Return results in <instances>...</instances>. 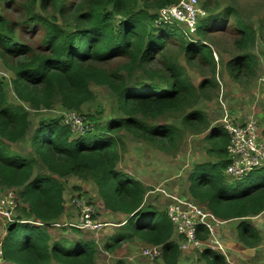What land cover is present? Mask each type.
Returning a JSON list of instances; mask_svg holds the SVG:
<instances>
[{"label":"trees","instance_id":"trees-1","mask_svg":"<svg viewBox=\"0 0 264 264\" xmlns=\"http://www.w3.org/2000/svg\"><path fill=\"white\" fill-rule=\"evenodd\" d=\"M180 1L27 0L23 8L28 19L19 25L11 23L8 14L20 0H0V57L23 59L13 67V88L20 105L9 102L5 84L0 80V186L21 189L20 198L27 206L24 209L27 220L8 224L1 249L4 264H96L95 242L53 240L49 231L64 226L63 217L68 212L61 179L69 177L95 185L105 209L126 216L123 231L115 238L116 245L137 238L150 246L161 247L165 264H179L182 252L172 241L171 220L166 211L145 206L148 187L119 169L121 156L114 135L127 130L142 134L160 148L164 144H176L178 127L150 126L139 118V115L143 119H155L179 113L194 101L198 88L185 78L183 68L172 55L170 47L174 44L179 45L189 62H208L215 72L213 50L205 39L211 32L219 31L217 24L222 18L225 22L233 10L203 20L199 16L196 30L190 35L181 26L158 25V13L154 10ZM37 25L44 31V37L41 46L34 49L21 37L29 26ZM236 25L241 36L237 45L241 49L249 48L255 30L243 21H236ZM157 57L164 66L160 71L148 68ZM118 58L126 62L117 71L105 68ZM257 65L251 53L229 63L237 77L254 75ZM138 70L147 75L148 81H134ZM93 84L111 90L123 118L110 119L102 126L86 116L93 129L82 136H74L63 123V117L42 120L31 142L34 152L28 156L13 153L11 146L23 142L31 129L26 106L37 111L49 110L59 101L66 111L81 112L95 97ZM191 120L205 123L206 119L202 113L192 112L185 117V123ZM216 129L220 133L212 131L207 138L211 144L208 154L216 161L195 167L189 176L190 195L222 221H244L264 213V178L249 179L248 183L244 180L250 175L230 180L226 174L230 138L224 128ZM37 162L45 168L42 173L36 172ZM258 170L264 172V168ZM55 223L60 225L53 226ZM71 230L83 233L75 227ZM203 231L201 228L199 237L206 240L208 232ZM239 238L251 247L261 243L258 230L248 222L240 224ZM203 258L209 264H228L223 255L209 249L204 250Z\"/></svg>","mask_w":264,"mask_h":264},{"label":"rangeland","instance_id":"rangeland-1","mask_svg":"<svg viewBox=\"0 0 264 264\" xmlns=\"http://www.w3.org/2000/svg\"><path fill=\"white\" fill-rule=\"evenodd\" d=\"M26 1L20 0V3L15 4L9 12L8 18L11 23L18 22L19 25H22L28 19V14L23 8ZM67 1L68 3H77L78 0ZM197 3L198 9L204 13V16L201 15V20L227 9L233 10L225 22L222 18L221 23L217 24L216 30L219 31L211 32L205 39L213 50L214 61L216 62L215 72H212L211 64L208 62H201L200 60L189 62L185 55L180 52L179 45L174 44L170 47L172 55L176 57L178 64L183 68L185 78L192 82L196 89L198 88L194 101L191 102L192 105L187 106L179 113H171L155 119H143L139 115V118L146 125H174L178 127L180 133L176 144H164L160 148L157 146L158 144H153L142 134H135L127 130H120L114 135L121 156L119 169L129 173L148 187L144 204L145 206H153L158 211L166 210L168 200L158 192L149 194L156 189H166L172 195L192 198L189 193V176L198 164L216 161L208 154L211 144L207 138L212 131L220 133V130L216 128H223L226 119L229 118L238 124L243 123L248 118L256 120L259 125L260 138L264 141V0H197ZM36 10L39 12V8ZM154 11L155 13L159 12V10ZM236 21H243L255 30L253 44L247 49H241L236 43L241 38ZM40 27L37 25L30 28L29 26L27 33H23L21 37L34 49L41 46L44 37V31ZM181 27L185 28L183 25ZM250 53L256 57L258 62L255 74L235 76L231 72L229 63L239 56ZM158 59L160 57L150 63L148 68L162 70L161 66L163 65ZM22 60V57H0V80L5 84L9 102L15 106L20 105V102H18L13 88V81L15 80L13 67ZM124 62H126L125 59H114L107 63L105 68L114 72ZM136 80L148 81V77L143 71L138 70L134 75V81ZM159 84H163V82ZM203 84L204 88L200 89ZM91 90L95 95L93 101L85 104L79 113L89 118L93 117L95 122L98 121L96 124L102 126L110 119L123 118V114L118 109L116 98L108 87L93 84ZM26 108L30 112L31 129L26 139L12 145L11 150L13 153L28 156L34 152L31 142L39 122L61 119L65 116L66 110L59 101L55 102L54 107L49 110L37 111L30 109L29 106ZM192 112L202 113L206 119L205 123H199L197 120H191L189 124L185 123V117ZM35 168L37 173H42L45 169L39 162ZM249 175L244 183L260 176L264 178L262 170H256ZM62 180L65 186L66 202L71 203L76 198L84 199L88 206L93 208V219L104 224V227L94 232L87 230L83 233H75L71 227L69 228L65 224L76 222L81 214L79 215L78 208L68 204L66 210L69 214L66 218L69 220L63 222L62 225L64 226L49 229L53 240L82 239L95 242L98 249L96 264H165L162 258L153 259L152 256H144L143 253L154 251L155 247L137 238L115 244V238L123 231L122 225L126 216L106 210L95 185L77 177ZM226 180L229 181L228 177ZM230 180L234 179L231 178ZM11 191L16 195V207L13 209V216L16 218L14 222L20 219L27 220L24 213L27 206L20 198L21 189H9L0 186V198ZM199 205L208 210L205 206ZM220 222L222 223H216V240L220 242L223 250L216 247L215 243L211 244L209 239L203 241V250L205 248L210 250V245L213 248L216 247L212 250L223 255L228 264H264V213L259 216L248 217L244 221L220 220ZM242 222H248L258 230L261 236V243L258 246L251 247L240 241V224ZM9 223L10 221L0 216V239H4L6 236ZM30 223L37 226L36 222ZM173 227L172 241L175 243L177 240L176 228L175 225ZM201 234L203 235V233ZM181 252L179 264H204V262H208L199 250ZM1 261L3 262L2 257H0Z\"/></svg>","mask_w":264,"mask_h":264},{"label":"built area","instance_id":"built-area-1","mask_svg":"<svg viewBox=\"0 0 264 264\" xmlns=\"http://www.w3.org/2000/svg\"><path fill=\"white\" fill-rule=\"evenodd\" d=\"M201 15H204V13L198 9L197 0H181L178 4L160 9L156 23L158 25L166 24L179 27L183 25L185 27L183 28L184 31H189V34L195 32L198 17ZM63 123L70 127L74 136L85 135L87 131L93 129V125L87 122L86 116L77 111H66ZM223 125L230 138L227 147L230 164L227 167L226 174L234 180H240L255 170L263 169L264 141L260 138L257 121L248 118L243 123L238 124L228 118ZM157 192L168 200L165 211L172 224L175 225L177 237L175 243L179 245L181 251L199 250L204 253L206 249L203 250L204 240L199 237L201 228L208 232L207 240L209 239L211 244L215 243L216 247L223 250L220 242L216 240V223L222 222L213 213L203 209L193 198L172 195L166 189H156V191H151L149 194ZM15 197V193L11 191L0 198V216L10 222H14L16 219L13 216V209L16 207ZM70 204L79 209V215L81 214V216L76 222H67L65 226L75 227L83 232L87 230L94 232L104 227V224L93 219V208L88 206L84 199L76 198ZM21 222L30 223L34 221ZM35 224L42 225L39 222ZM53 226H59V224L55 223ZM2 243L3 238L0 239V257H2ZM210 248V251H213L211 245ZM162 254L161 247H155L154 251L143 253L144 256H152L153 259L162 258ZM204 264H209V262H204Z\"/></svg>","mask_w":264,"mask_h":264},{"label":"crops","instance_id":"crops-1","mask_svg":"<svg viewBox=\"0 0 264 264\" xmlns=\"http://www.w3.org/2000/svg\"><path fill=\"white\" fill-rule=\"evenodd\" d=\"M68 204L70 205V203H67L66 202V205L68 206ZM69 214V213H68ZM263 214V213H262ZM261 215V214H260ZM259 216V215H258ZM64 219H63V221H65V220H69V219H67L65 216L63 217ZM1 264H4V262H2Z\"/></svg>","mask_w":264,"mask_h":264},{"label":"clouds","instance_id":"clouds-1","mask_svg":"<svg viewBox=\"0 0 264 264\" xmlns=\"http://www.w3.org/2000/svg\"><path fill=\"white\" fill-rule=\"evenodd\" d=\"M254 172V171H253ZM252 173V172H251ZM245 178V177H244ZM243 179V178H242Z\"/></svg>","mask_w":264,"mask_h":264}]
</instances>
